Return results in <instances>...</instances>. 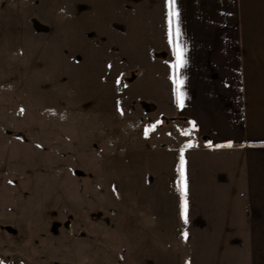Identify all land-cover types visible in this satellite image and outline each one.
Returning a JSON list of instances; mask_svg holds the SVG:
<instances>
[{
  "label": "rangeland",
  "instance_id": "374dc122",
  "mask_svg": "<svg viewBox=\"0 0 264 264\" xmlns=\"http://www.w3.org/2000/svg\"><path fill=\"white\" fill-rule=\"evenodd\" d=\"M110 2L0 0V264H160L219 246L158 228L171 187L119 26L129 11Z\"/></svg>",
  "mask_w": 264,
  "mask_h": 264
},
{
  "label": "crops",
  "instance_id": "0c3cea01",
  "mask_svg": "<svg viewBox=\"0 0 264 264\" xmlns=\"http://www.w3.org/2000/svg\"><path fill=\"white\" fill-rule=\"evenodd\" d=\"M110 1V10L129 11L119 26L125 45L128 36L136 41L141 100L159 121L160 186L171 187L160 219L165 205L172 214L158 228L220 236L219 246L189 245L181 258L160 264H264V0H176L172 42L168 0ZM177 44L186 61L180 69L172 67ZM174 77L184 82L183 108ZM182 149L188 223L181 215Z\"/></svg>",
  "mask_w": 264,
  "mask_h": 264
},
{
  "label": "snow or ice",
  "instance_id": "6c2138e0",
  "mask_svg": "<svg viewBox=\"0 0 264 264\" xmlns=\"http://www.w3.org/2000/svg\"><path fill=\"white\" fill-rule=\"evenodd\" d=\"M168 4H169V13H168V16H169V37H170V42H172V40H171V37H172V30H171L172 29V21H173V18H176L178 20L179 12L175 10L176 0H168ZM179 35H180V32H179V28L177 27L176 36L179 37ZM175 54H176V62L172 65V67L174 69H180V68L184 67L186 61L184 59L183 49H181L178 44L175 46ZM108 67L111 68L112 65L109 64ZM173 81L176 84L177 102H178L179 106L181 108H183L184 107V96H183V93L181 92V89L183 87L184 82L182 80L176 79L175 77L173 78ZM119 82L120 81L117 80V83H119ZM21 111H23V109H21ZM121 115H123L122 110H121ZM157 123H159V121ZM190 123L192 124L193 128H195L196 122L192 121ZM152 128L154 129L155 125H153ZM148 131H149L148 129L145 130V135L148 134ZM184 134L188 135L187 132ZM191 146H192L191 144L188 145V147H191ZM227 146L232 147V144L229 143ZM218 147H221V146L218 145ZM185 165H186V160L183 156V149H182L181 150V156H180V168H179L180 182H181V196H182V205L181 206L183 209L181 215L184 218V222L188 223V216H187L188 180H187ZM184 237H185V239H187V237H188L187 232L184 233Z\"/></svg>",
  "mask_w": 264,
  "mask_h": 264
}]
</instances>
